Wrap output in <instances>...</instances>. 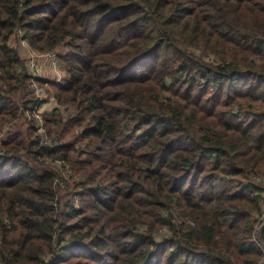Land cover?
Wrapping results in <instances>:
<instances>
[{"label":"trees","instance_id":"1","mask_svg":"<svg viewBox=\"0 0 264 264\" xmlns=\"http://www.w3.org/2000/svg\"><path fill=\"white\" fill-rule=\"evenodd\" d=\"M262 189L264 0H0V264H263Z\"/></svg>","mask_w":264,"mask_h":264},{"label":"rangeland","instance_id":"2","mask_svg":"<svg viewBox=\"0 0 264 264\" xmlns=\"http://www.w3.org/2000/svg\"><path fill=\"white\" fill-rule=\"evenodd\" d=\"M10 44L15 46V47H18V48L20 47L19 48L20 51L24 50L25 52H27L28 57H27V59L25 58V60H26L25 67H26L27 71H29L32 75L43 76L44 71H45L51 77L50 78L51 80H54V81L61 80V78H60L61 72L57 68V64L53 65L52 63L54 61L51 58L47 59L46 61H44L41 64L39 61H36L33 54H34V52H36L38 50L29 46L25 40H22L20 38V36L18 34L12 37V39L10 40ZM63 49L64 48L62 46H60L59 48H57V51H63ZM39 52L45 53V51L44 52L39 51ZM29 86L32 89L35 97L42 99V103L36 108V111H35V113L37 112V114L39 115L40 118H41V113L44 111L50 112V111H52V109H54L56 107L59 109H63L65 107V104H59L56 101V99L54 98L50 88H48L47 82H44V84L42 85V84H38L37 82L33 81V84L29 85ZM51 102H53V103L49 106V104ZM42 108H45V110H43ZM48 109H50V110L48 111ZM24 112H25V114L28 113L27 110H25ZM88 142H89V140L83 139V140H80L77 145H79V147L84 146ZM68 174H69V171H68ZM61 176H63V172H62ZM59 187H62V186H59ZM165 231H166V229L161 230L159 232L164 233ZM158 236H160V234H158Z\"/></svg>","mask_w":264,"mask_h":264},{"label":"crops","instance_id":"3","mask_svg":"<svg viewBox=\"0 0 264 264\" xmlns=\"http://www.w3.org/2000/svg\"><path fill=\"white\" fill-rule=\"evenodd\" d=\"M19 51H20V47L18 48V47H16ZM44 52V51H43ZM20 55L23 57V59L25 60V58L27 59V52H25L24 50H22V51H20ZM33 56H34V58H35V60L36 61H39L40 62V64L41 63H43L44 61H46L47 59H52L54 62L52 63L53 65L54 64H57V68L60 70V72H61V75H60V78L62 79L64 76H65V72H64V70H63V68H61V66L58 64V63H56L57 62V60H56V53L55 52H49V51H45V53H41V52H39V51H36V52H34V54H33ZM56 61V62H55ZM25 62H26V60H25ZM51 67V66H50ZM42 77H44V78H46V79H50L51 77L44 71V75L42 76ZM51 80V79H50ZM58 81V80H57ZM53 102H51L50 104H49V106L52 104ZM69 108H68V110L71 112V111H73V106L72 105H69L68 106ZM43 110H45V108H42ZM50 109H48V111H49ZM44 112H46V111H44Z\"/></svg>","mask_w":264,"mask_h":264},{"label":"built area","instance_id":"4","mask_svg":"<svg viewBox=\"0 0 264 264\" xmlns=\"http://www.w3.org/2000/svg\"><path fill=\"white\" fill-rule=\"evenodd\" d=\"M32 84H33V82L30 83L29 85H32ZM35 111H36V109H35ZM35 111L33 112V115L36 117V120H37V129H38V131H42L43 130L42 123H41L42 116L40 118L39 115L37 114V112L35 113ZM27 115H28V113H27ZM57 162L59 163L60 161L57 160ZM259 196H260L259 197V203L261 205V210H260L259 217H258L256 224H255V229H258L264 223V189H262L259 192Z\"/></svg>","mask_w":264,"mask_h":264}]
</instances>
